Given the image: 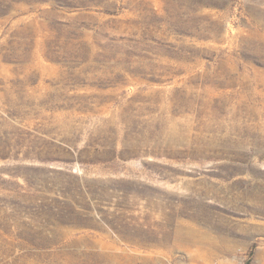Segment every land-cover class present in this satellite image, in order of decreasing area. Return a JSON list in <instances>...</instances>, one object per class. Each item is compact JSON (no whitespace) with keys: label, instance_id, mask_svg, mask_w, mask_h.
Returning <instances> with one entry per match:
<instances>
[{"label":"rangeland","instance_id":"374dc122","mask_svg":"<svg viewBox=\"0 0 264 264\" xmlns=\"http://www.w3.org/2000/svg\"><path fill=\"white\" fill-rule=\"evenodd\" d=\"M0 264H264V0H0Z\"/></svg>","mask_w":264,"mask_h":264}]
</instances>
